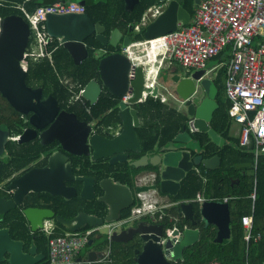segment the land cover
Returning a JSON list of instances; mask_svg holds the SVG:
<instances>
[{
	"label": "water",
	"instance_id": "water-1",
	"mask_svg": "<svg viewBox=\"0 0 264 264\" xmlns=\"http://www.w3.org/2000/svg\"><path fill=\"white\" fill-rule=\"evenodd\" d=\"M57 1L60 0L53 2ZM123 1L124 8L130 11L139 0ZM198 2L199 0H194L195 4ZM77 3L85 5L86 2L85 0H78ZM189 19L190 13L179 4V0H170L166 9L144 27L142 37L151 39L166 34L175 30L179 22L186 24ZM45 23L47 32L51 36L61 37V46L68 52L74 63H79L87 57L88 49L85 39L92 33L104 46L109 44L114 47H122L130 42L126 39L122 40L123 34L118 28H114L106 35L104 33L105 27L99 22H94L85 11L47 13ZM29 33L28 24L20 14L11 13L0 16V94L18 110H32L39 115L50 112V115H53L59 110L56 99L48 95L45 100L39 101L40 106H34L36 103L32 101L33 97L41 93V88L28 87L24 82L25 71L21 66V60L29 42ZM130 66L128 57L121 52V49L101 56L97 65L98 78H91L83 86L81 96L89 104H94L104 88L114 97H119L131 90L130 102L136 103L141 97L145 71L144 66L139 64L135 67V76L130 78L128 75ZM194 72L196 73L195 78L186 76L185 70H177V73L169 77L174 86L173 90L177 100L191 102L190 98L194 96L188 110H184L182 105L176 101L180 109L186 114L187 120L182 126V130L173 137L169 145L160 146L155 152H146L138 158L128 160L130 153L141 151L135 131L139 125V117L134 106H127L119 101L117 114L121 122L120 131L107 138L97 133H89L87 126L83 134L82 142L84 144L82 146H90L95 160L109 157L110 164L128 160V164L137 169L136 178L149 176L153 173L154 178L151 183L136 185L134 191L152 189L170 198L177 195L181 180L192 168L199 165L210 170L218 168L221 162L218 154L204 157L198 146L188 145L189 142L196 143L191 136V133L196 131L207 132L211 140L219 146L224 143V139L210 127L213 112L218 106L210 93L212 82L206 78L197 84L195 79L201 72ZM11 78H16L17 83L9 82ZM198 88L200 94L194 95ZM148 98L154 99L153 95H149ZM62 113L68 114L76 120L73 112L61 109L59 115ZM54 123L48 127L47 131H51ZM60 141L63 150L76 152L74 148L66 145L61 139ZM77 152L81 153L83 149L80 148ZM249 165L248 162L236 163L235 167L244 168ZM98 187L102 190L98 201L103 202L107 207L105 216L99 217L79 213L73 219V223L68 224V230L75 231L86 225L97 228L105 227L107 232L104 234L109 242L125 241L127 239L125 234H130L129 237L134 234L138 235L141 244L134 250L135 264H174L173 262L181 257L184 247L198 240L199 229L197 224L202 221L212 224L216 228L214 241L221 242L230 237V213L227 201L205 199L200 204L197 203L198 213L194 211L195 201L191 199L173 201L172 206L179 216L178 220L182 219L188 222L173 231L179 235L178 241L173 243L172 237L167 235V230H164L165 225L162 222L148 223L137 218L113 226L112 223L122 219V211L132 203V190L128 185L112 177L100 179ZM40 190L52 194L59 193L48 186ZM84 191L85 186L81 189V197H85ZM24 214L26 219L32 222L35 217L52 216L48 210L31 212L26 209ZM56 218L60 222H67L60 216ZM175 223L173 225H176ZM126 224L129 225L125 226ZM122 226L125 228L120 229ZM37 228L32 224L31 231L35 232ZM5 232L0 230V258L4 252H8V264H35L42 260L44 255L37 252L34 242L30 243L28 251L24 253L22 241L11 239L6 236ZM99 237L100 235H95L89 238L87 245L92 246L94 239ZM100 254L101 251L90 248L86 259L94 261ZM79 260L78 258L77 262Z\"/></svg>",
	"mask_w": 264,
	"mask_h": 264
},
{
	"label": "trees",
	"instance_id": "trees-1",
	"mask_svg": "<svg viewBox=\"0 0 264 264\" xmlns=\"http://www.w3.org/2000/svg\"><path fill=\"white\" fill-rule=\"evenodd\" d=\"M55 0H0V16L21 12L12 7L13 3H23L28 10H33L39 4H49ZM78 1V0H62ZM84 11L88 13L94 22H99L105 27L108 35L114 28H118L123 36L122 40L134 41L142 39V32L133 30L143 11L156 0H139L130 11L124 8L123 0H85ZM179 4L186 9L190 16L193 15L194 0H179ZM88 55L79 63H74L68 52L62 47H57L52 52L51 61L47 58L30 64L27 76L30 81L41 82L47 92H51L59 101L61 107L83 114L88 120L94 119L96 125L105 129L112 125L116 127L120 123L118 111V98L112 96L105 88L94 104L88 101L74 100V95L91 78H98V61L101 56L121 47L102 45L91 34L85 39ZM99 48L104 52L97 54ZM225 52H221L211 60L217 62L223 58ZM219 63L209 68V75H214ZM61 80V81H60ZM211 95L218 106L213 112L210 127L224 139L219 146L214 143L207 132H192L195 145L200 148L204 157L214 154L220 156V166L214 170L205 169L202 165L188 171L181 180L177 195L172 196L173 201L190 200L195 198L198 192L207 199L222 200L227 197L230 213V237L221 242L214 241L216 228L204 221L197 224L199 238L189 246L184 247L181 257L174 264H206L219 258V264H264V235L259 239H250L248 243L243 239L244 228L241 217L251 213L253 217L252 232L264 230V154L259 155L254 167V155L252 146L238 147V139L230 134L232 119L228 114L229 100L224 92V70L219 69L214 79L210 80ZM138 113L139 125L135 128L141 151L133 157H139L146 152H155L158 147L169 145L173 137L182 130L187 120L186 114L180 110L176 103H165L159 99L147 98L143 102L133 105ZM101 131V128L97 129ZM250 163L248 167L236 168V163ZM106 170L122 182L134 184V175L137 169L127 162L117 165L107 164ZM251 171L248 173L247 170ZM205 178V180H203ZM254 193V199L251 194ZM135 204V202L133 203ZM132 204V205H133ZM130 207L122 211V217L130 212ZM175 214L176 210L174 208ZM194 211L198 213L197 202H194ZM166 222V221H165ZM182 219L176 221V225L182 227ZM173 223L167 224L171 227ZM89 227L88 225L85 228ZM66 230L55 229V235L62 234ZM15 235H25L27 245L34 241L38 250L43 253L42 260L35 264H48V236L41 231L27 235V230H14ZM24 236V237H25ZM110 247V261L101 264H135L133 245H121L117 242H109L105 236L103 240L96 241L95 248ZM88 249L89 246L86 245ZM97 264V263H85Z\"/></svg>",
	"mask_w": 264,
	"mask_h": 264
},
{
	"label": "built area",
	"instance_id": "built-area-1",
	"mask_svg": "<svg viewBox=\"0 0 264 264\" xmlns=\"http://www.w3.org/2000/svg\"><path fill=\"white\" fill-rule=\"evenodd\" d=\"M169 1L156 0L149 5L134 24L133 30H143L166 9ZM12 7L21 12L20 15L26 20L30 32L21 61L24 70H28L30 64L41 59L47 58L51 61L52 52L62 45L61 37H53L47 32L46 14L84 12L85 9L84 5L76 1L62 0L39 4L31 11L23 3L15 2ZM121 52L131 63L128 73L130 78L135 76L136 66H144L143 88L136 103L143 102L149 95L165 103L169 99L175 101L174 86L171 82L167 85L165 80H169L180 67L191 71L206 70L210 68L207 63L213 57L225 52L223 58L216 62L219 66L214 75L203 77L200 74L195 81L198 84L206 78L212 80L219 69L224 70V92L230 103L228 114L239 125L238 147L252 146L253 165L256 166L258 156L264 154V0H199L188 23L179 22L175 30L155 38L130 41L121 47ZM173 65L177 66L174 72L160 77L164 66ZM82 90L83 86L74 95V100L81 97ZM131 97L132 91L128 90L117 98L118 102L133 106L135 103L130 102ZM97 128L98 125L95 124L93 131ZM194 169L199 172L197 167ZM153 176L151 173L149 176L137 178L136 185L148 184L149 177ZM151 192L152 189L137 191V200L129 214L112 225L118 226L148 214L153 217L160 212L162 206L158 200L148 201ZM251 197L254 199V193ZM205 199L207 198L198 192L191 200L200 204ZM222 201H227V197ZM241 224L246 243L264 235V230L255 234L252 232L251 213L241 217ZM95 229L88 227L75 231L66 230L59 235H55L53 229H43L42 232L48 236V264H101L110 261L109 246L94 261L80 256ZM173 231L167 230V235L175 243L179 235ZM78 258L80 260L77 262Z\"/></svg>",
	"mask_w": 264,
	"mask_h": 264
},
{
	"label": "flooded vegetation",
	"instance_id": "flooded-vegetation-1",
	"mask_svg": "<svg viewBox=\"0 0 264 264\" xmlns=\"http://www.w3.org/2000/svg\"><path fill=\"white\" fill-rule=\"evenodd\" d=\"M104 51L105 49L99 48L96 53L100 54ZM24 71L25 84L31 88H41V93L33 97L32 101L36 103L34 106H40L39 101L45 100L48 95L53 96L59 105V110L53 115H50V112L39 115L32 110L14 108L0 94V230L6 231V236L13 240L22 241V251L26 253L30 243L34 241H30L27 245L26 236L15 235V229H25L27 235L34 233L31 231L32 224L38 227L36 231L41 232L45 228L68 230V224H72L73 219L79 213L104 217L107 207L103 202L98 201V197L102 194V190L98 187V181L105 177L122 181L117 179L111 171L105 169V165L110 164L109 157L95 160L90 146H82L84 144L82 138L87 126L89 127V133H97L110 138L120 131L121 122L116 127L108 126V129L98 125L97 129L101 128V131H93L94 119L88 120L81 113L61 107L58 99L51 92H47L41 82L30 81L27 76L28 70ZM9 82L17 83V79L11 78ZM75 100L83 101V97L81 96ZM61 109L73 112L77 121L68 114L62 113L59 115ZM52 123H54L53 128L51 131H47ZM60 139L66 145L74 148L76 152L63 150ZM80 148L83 149V152L78 153L77 151ZM137 153H130L128 160L138 158L133 157ZM128 160L125 162L128 163ZM118 163L124 162L110 165L115 166ZM135 175L133 185L122 182L132 190V203L128 207H132V204L137 200L136 191H134L137 181ZM153 178L154 176L149 177L148 183H151ZM46 186L59 193L52 194L40 190ZM84 186L85 191L83 194L85 197H81V189ZM159 193L157 190H153L148 201H159ZM172 202L173 200L168 197L163 205L160 204L162 206L160 212L153 215V217L149 214L141 216L139 220H145L148 223L162 222L165 225L164 230L179 229L177 225L167 226L169 223L174 224L179 219L177 212L175 214ZM26 209L31 212L48 210L52 213V216L35 217L32 222L25 217L24 212ZM57 216L62 217L67 222L58 221ZM127 225L129 224L125 226ZM125 226L120 227V229H124ZM95 228L91 237L95 235H100V237L94 239L92 245L94 249H96V241L103 240L105 237L100 227ZM80 229L86 228L84 226ZM129 235L125 234L127 239L117 243L133 245L132 250L135 258L134 250L140 247V238L136 234L131 237ZM106 248L96 250L103 253ZM84 249H86V246ZM37 252H40L38 248ZM108 254H110V251ZM8 257L9 253L4 252L2 258H0V264H8Z\"/></svg>",
	"mask_w": 264,
	"mask_h": 264
},
{
	"label": "crops",
	"instance_id": "crops-1",
	"mask_svg": "<svg viewBox=\"0 0 264 264\" xmlns=\"http://www.w3.org/2000/svg\"><path fill=\"white\" fill-rule=\"evenodd\" d=\"M77 2V1H76ZM177 68V66H175V65H173V66H170V67H166V66H164L162 69H161V71H160V77H162L163 78V76L164 75H167V74H169L170 72H174V70ZM163 70V71H162ZM161 72H162V74H161ZM207 76H209V73H207L206 74ZM165 83L168 85V83H167V81L165 80ZM165 89V88H164ZM171 102V103H176L177 104V102L176 101H178L177 100V98L175 97V101H173V100H171V99H169L168 100V102ZM167 102V103H168ZM169 102V103H170ZM178 105V104H177ZM181 110V109H180ZM230 134L232 135V137H236L237 139L239 138V125L238 124H236L235 122H231V125H230ZM221 137V136H220ZM149 190V189H148ZM160 195H158V199H159V201H160V204H162L163 205V203H165V201H166V199L168 198V196L167 195H164V194H161V193H159ZM89 249L90 248H86V249H84L82 252H81V257L82 258H87V252L89 251ZM206 264H219V258H215L214 260H212L211 262H209V263H206Z\"/></svg>",
	"mask_w": 264,
	"mask_h": 264
},
{
	"label": "bare ground",
	"instance_id": "bare-ground-1",
	"mask_svg": "<svg viewBox=\"0 0 264 264\" xmlns=\"http://www.w3.org/2000/svg\"><path fill=\"white\" fill-rule=\"evenodd\" d=\"M207 73H209V68L208 69H206V70H203V71H201V75L203 76V77H207ZM185 75L186 76H189V77H192V78H195L196 77V73L194 72V71H191V70H189V69H186L185 70ZM200 94V89L198 88V90L196 91V93L194 94V95H199ZM193 98H194V96H192L191 98H190V101L192 102L193 101ZM178 102L182 105V107L184 108V110H188V108H189V106H190V104H191V102H187V101H179L178 100Z\"/></svg>",
	"mask_w": 264,
	"mask_h": 264
},
{
	"label": "rangeland",
	"instance_id": "rangeland-1",
	"mask_svg": "<svg viewBox=\"0 0 264 264\" xmlns=\"http://www.w3.org/2000/svg\"><path fill=\"white\" fill-rule=\"evenodd\" d=\"M214 64H216V62L213 61V60H210V61L207 63V67H212ZM181 70H183V69L180 67V71H181ZM162 71H163V70H162ZM161 73H162V72H161ZM167 83L169 84V83H170V80H167ZM169 102H170V101H169ZM169 102H168V103H169ZM170 103H171V102H170ZM170 103H169V104H170ZM177 106H178V105H177ZM194 144H195V143H193V142H189L188 145H189V146L191 145V146L194 147V146H196V145H194ZM250 171H251L250 169L247 170L248 173H249ZM100 230H101L102 232H104V233L107 232V228H105V227H104V228H100ZM90 248H93V246H90Z\"/></svg>",
	"mask_w": 264,
	"mask_h": 264
}]
</instances>
